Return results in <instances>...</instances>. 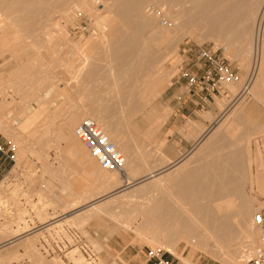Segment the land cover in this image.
<instances>
[{"label":"bare ground","instance_id":"1","mask_svg":"<svg viewBox=\"0 0 264 264\" xmlns=\"http://www.w3.org/2000/svg\"><path fill=\"white\" fill-rule=\"evenodd\" d=\"M98 1L101 2V0ZM106 1L107 4H104V7L102 5L103 10H97L95 7H91L94 0H86V2L84 0H0V20H8L14 26L23 25L30 29L44 26L48 28V31H44L45 33L52 31L51 28H60L59 31L64 36L66 35L64 24L61 27L59 21L64 20L71 23L73 19H71L72 16L70 18L63 12L67 9L85 10L99 27V30L97 29L101 31L98 33L99 37H106L111 41L103 47V52L108 56L106 58H109L106 62L108 67L106 76L109 85L119 89H116V98L121 101L131 98L134 91L142 86L143 89L138 95L140 103H144L140 104L141 107H147V105L156 102L162 89L170 83L173 71L166 70L163 67V62L167 60L171 52L173 47L171 45H174V42L177 44V41L180 42L181 37L186 35L187 31L184 32V29L200 31L207 38L214 39L215 42L225 43L228 47L227 56L241 57L245 63L249 58L251 59V56H256L259 41H264V0H159L161 2L159 5H162L165 14L173 24L171 26L159 25L158 28L154 27L157 17L148 10L150 7L147 6L148 0ZM146 1L148 2L146 3ZM60 14L65 16L64 19H59L63 17L59 16ZM67 18H69L68 21ZM118 28H122L123 31H116L119 30ZM11 41L13 44L19 43L16 33ZM12 43L8 44L12 45ZM260 66H263L259 68L264 73V61L260 62ZM174 70L176 71V69ZM150 72H153L154 75H148ZM87 73L90 78L98 74L97 70ZM146 73V79L139 81L140 75ZM38 74L39 72L36 73V75ZM261 80V77L258 78L256 83L254 82L256 84L254 87ZM251 82H249V88H244L241 96L237 95L238 99L233 100L236 102L231 104L228 110H225L221 118L217 119L213 114L208 116L212 125L204 135V131L202 132L198 125L192 124L191 130L194 135L201 131L199 136L195 137L194 150L187 153L184 159L173 167L169 166L157 174L149 168L144 173L139 172L134 165L133 155L127 152V148L118 138L120 129L113 126V121L109 120L114 111V104H102V101L98 105H95L94 102L73 105L65 115H62L64 121L57 126L56 140L65 143L66 153L81 166L83 177L87 176L93 179V188L95 190L103 189L102 193H105L107 189L122 184L127 186L141 178L131 191L124 190L119 193L117 200L107 203L104 201L106 205L102 203L101 206L99 203V206L96 205L97 203H93L86 207L88 209H81V214L84 215L80 220L83 222L95 214L108 212L106 210L116 201L121 205L137 202L133 206L136 210L140 207L139 216L144 218V221L140 227L136 226L132 229L143 240L157 245L158 250L176 255L175 244L184 239L188 244L203 251L206 250L205 252L211 243L214 244L217 254L222 251L226 264H244L246 260L249 261L255 257L260 247L261 232L253 222L256 199L248 195L247 188L249 194H252L253 185H256L259 194L264 197V127L256 124L253 126L252 123H249L245 128L247 134L238 136L239 126L237 123L240 124L241 120L247 118V115L244 114V107H241L242 109L240 108L241 110L239 109L237 113L234 110L239 107L240 100L245 99L247 91L251 90ZM27 84L29 90L26 97L34 109H31L29 113L25 107L20 109L24 122L14 124L11 122L13 118L0 116V132L17 141L21 145V151L24 152L29 150L27 142L30 136L28 133L32 128L40 127L38 121L42 118L51 119L49 123L57 121L54 120L55 112H51L48 108L49 104L53 103L54 95L51 96L50 102H46L41 98L43 86L38 83L34 86L35 82L31 78L28 79ZM53 86L54 83L51 81L47 84L46 91L52 92ZM127 88L133 89L128 92ZM231 89L233 93L236 92L234 87ZM258 91L259 87H255L250 92L254 97H257ZM126 100L125 108L132 107L133 110L138 108L137 104L128 103L130 100ZM231 110L235 112H230ZM125 112L126 109H124ZM164 113L162 123L170 115V112L165 111ZM125 114H123L124 118L127 117ZM83 117L95 120L116 149L128 157L127 160L123 155L126 160L123 172H109V175L99 173L95 163L91 160L92 158L88 157L83 144L74 136L75 126ZM43 127H45L44 133H47L48 125ZM32 132L35 133V131ZM30 135L32 134L30 133ZM32 137L34 136L32 135ZM258 139H261V150L258 148ZM161 144L158 147H162ZM253 144L256 146L255 154H253L255 157H253L251 149ZM135 149L140 151V146ZM254 166L256 173L253 170ZM40 197L44 198L43 195ZM107 200H110V196ZM72 203L74 204L70 205L69 210L83 207V205H78L79 202L73 201ZM47 204L51 203L47 202ZM135 209L132 212L136 213ZM130 216L132 217V215ZM71 218L67 217L65 222H69ZM94 221L96 220L94 219ZM98 221H100L99 218ZM135 221L137 220L131 221L132 224ZM131 222H126L125 227H131L129 225ZM53 224L55 225V222L49 225ZM60 224L59 222L57 225ZM54 225L49 228H53ZM27 232H16L13 237L6 239L0 244V251L23 238L22 235ZM36 235L34 234L30 238L33 239ZM236 239H243L242 245H239L237 250L235 249L230 255V247ZM149 243L146 245H150ZM209 252L215 256L212 250L208 249ZM13 253L14 249H6L1 256ZM77 253V250L74 249L69 251L67 256L72 254L70 257H74ZM184 262L191 264L187 260Z\"/></svg>","mask_w":264,"mask_h":264},{"label":"rangeland","instance_id":"2","mask_svg":"<svg viewBox=\"0 0 264 264\" xmlns=\"http://www.w3.org/2000/svg\"><path fill=\"white\" fill-rule=\"evenodd\" d=\"M105 1L101 0L100 2L94 0V3H91V7H95L97 10H103L104 4L108 3L107 1L105 3ZM148 1L149 4H146L147 6L161 7L159 9L163 10L161 11L163 13L162 16H165L164 20L167 21L168 26H171L173 23L165 14L162 5H159L161 2L159 0H153L154 2L152 0ZM69 10L67 9L63 13L65 15L67 14L68 17L70 16V18L72 16V22L59 21L61 27L64 24L65 28H63L66 34L64 36L59 31L60 28H51L52 31L45 33L46 30L48 31V28L44 26L30 29L23 25L14 26L8 20H0V42L2 41L0 43V116L9 119L13 118L11 122H14V124H22L24 122V117L20 109L25 107L28 113L31 109H34L33 106H30V101L26 97L29 90L27 84L28 79L31 78L35 82L33 84L34 86L38 83L44 87L43 91H41L42 100L50 102L51 96L54 95L53 103H50L48 108L51 112H55L56 117L54 120L58 121L49 123L51 119L46 118L38 121L40 127H35L30 130V133L34 137L28 133L30 137L27 142L29 147L27 152L21 151V145L17 141L10 139L3 132H0L3 141L7 145L12 144L18 149V161L15 166L12 162L0 158V244L6 239L13 237L16 232L28 231L22 235L23 238L0 251V264H89L78 251L74 257H70L72 254L67 256L69 251L76 248L63 251L60 255L54 254L50 256L48 253L44 254L41 251L44 242L50 247L54 246V243L59 240L58 234L60 232L62 233L66 228L79 230L81 235L87 241L91 242L93 247L95 246L98 253L97 264H116L121 261L118 254L109 251L103 256L102 252L107 248L102 249L95 244L89 233L83 229V226L75 225L72 221H67L64 223L61 222L62 224L56 225V227L53 224L54 227L51 228L52 230L49 228L53 226L49 225L53 219L57 218L59 221H62L61 217L64 218L73 213V211L68 212L70 205L74 204L72 203L73 201L79 202L78 205H83L82 203L85 201H89L92 198L95 199L104 192L103 189L95 190L93 185L91 187L83 186L85 183L81 181V167L78 166L76 169L71 170L67 168L66 160L71 157L65 151V143L56 140L57 126L64 121V116L62 115H65L73 105L91 104L92 102L98 105L102 101V104H114V111L109 120L113 121V126L120 129L118 138L127 148V152L133 155L135 159L134 165H142L144 169L152 168L148 164L151 162L154 163L157 160L155 154L172 153L176 156L183 149L187 153L193 151L196 144L195 137L199 136L201 131H199V134L194 135L191 130V125H198L202 129V132L204 131V135L212 125L208 116L213 114L215 118H221L225 110H228L230 105L236 102L233 100H237L241 96L244 88H249L250 81H252L250 89L253 91L255 87H259V91L257 97H254L253 93L250 92L251 90L247 91L244 96L245 99L243 101L240 100L241 103L239 102L241 106L239 105V107L234 109L237 113L241 107H244V114L247 115V118L241 120L240 124L237 123L239 126L237 135L243 136L247 134L245 128L248 127L249 123H252L253 126L260 125L264 127V73L259 68L263 67L260 66V62L262 63L264 61V41L257 42V50L259 52L257 51L256 56H251V59L249 58L245 63L241 57L231 58L227 56L226 51L228 47L225 43L215 42L214 39L207 38L200 31L184 29V32L187 31L186 35L181 37L180 42L178 40L177 44L174 42V45H171L173 46L171 52L167 60L163 62V67L166 70L173 71V77L170 83L162 89V93L156 102L147 105V107H141L140 104L143 105L144 103H140L138 95L141 89H143L142 86H139L134 91L133 97L125 98L121 101L116 98L117 90L119 89L109 85L106 76L108 70L106 62L109 58H106L108 56L104 54L103 47L111 42L110 39L99 37L98 33L101 32L98 31L99 27L92 20L91 15L89 13L87 14L85 10ZM62 16L59 19H64L65 16ZM159 25L162 26L160 19L157 18L154 27L158 28ZM118 29L116 31H123L122 28ZM14 33L19 37V43H12L11 40L14 37ZM8 43H12V45ZM200 46L203 48H212L213 50L220 49L226 60L238 73L240 81L237 84L227 85L224 93H221L222 96L214 97V101L211 102L214 108H207L204 111L197 109L196 116L189 117L186 111L183 112L180 107L176 106L171 94L172 91L178 88L176 82L182 74L181 70L189 69L190 52ZM92 70H97L98 74L90 78L87 76V72ZM37 72H39L38 75H36ZM146 75L147 73L141 74L139 81L145 80ZM148 75L152 76L154 73L150 72ZM259 76L262 80L254 87L256 85L254 82L256 83L258 78H260ZM51 81L54 83L53 91L48 92L45 88H47V84ZM231 87L236 89L235 93L231 91ZM130 89L133 88H127L126 91L129 92ZM126 99L130 100L128 103L132 104L134 102V105L137 104L138 108L135 110L132 107L125 108V104L127 103ZM76 100H78V103ZM124 109H126V114L124 113ZM234 110L230 112H235ZM165 111L170 112V115L162 123L161 120L163 119ZM123 114L127 117L124 118ZM85 118L87 117H83L79 121L75 129ZM44 125H48L49 127L47 133H44ZM32 131H35V133ZM39 138L40 140H38ZM49 139L51 140L49 141ZM257 141L258 148L261 150V139ZM160 143H162V147H158ZM137 146H140V151L135 149ZM251 149L252 155L255 154L256 146L254 144ZM86 153L90 158L87 151ZM123 155L126 157L125 153ZM158 159H161V157ZM91 160L95 163L99 173L109 175V172L103 171L95 160ZM253 168L254 173H256V167L254 166ZM62 173L63 176L61 177ZM67 179L71 183L68 188H64V180ZM255 186L253 185L252 194H249V189L247 188L248 195L256 199L253 215L256 214L264 200V197L259 194L258 187L256 186L255 188ZM134 187L132 186L127 191H131ZM96 194L100 195L94 196ZM40 195H43L44 198H41ZM115 200L117 198L112 199V201ZM47 202L51 204H47ZM135 204L137 202L130 204L124 203L123 205L117 203V201L116 203L113 202L111 208L114 210L112 212H102V217L108 219L109 222L116 220L123 221L124 223L121 221L118 222L121 229L131 230L133 227H140L144 218L139 216L140 207L136 210L133 206ZM134 209L137 211L136 213L132 212ZM129 215H132V217H129ZM114 217L116 220H114ZM122 217L126 218L123 219ZM134 219L137 221L132 224ZM125 222H131L129 224L131 227H125ZM131 231L133 234L131 245L133 247L139 244L145 246L143 256L148 261V264H154L156 262V259H148L150 251L154 253L161 251L159 254L162 255V259L169 261L171 264H188L184 262L185 260L191 264H226L222 251L218 255L217 248L212 243L210 244L211 246L207 247V252H205L206 250L203 251L196 246L190 245L184 239L179 240L175 244L174 250L176 255H171L163 250H158L159 247L157 245H152L148 241L143 240L142 237H139L140 235L138 236L136 234L137 232L134 233L135 230L132 229ZM34 234L37 235L33 239L30 238ZM176 238L178 239V237ZM235 241L230 247L229 254L233 253L235 249L237 250L239 245H242L243 239H236ZM148 243L152 246L146 245ZM6 249H14V253L2 257L1 254ZM208 249L210 251L212 250L215 256H212L211 252L208 253Z\"/></svg>","mask_w":264,"mask_h":264},{"label":"built area","instance_id":"3","mask_svg":"<svg viewBox=\"0 0 264 264\" xmlns=\"http://www.w3.org/2000/svg\"><path fill=\"white\" fill-rule=\"evenodd\" d=\"M150 13L161 21L162 26H167V21L162 16L159 8L150 6ZM189 69L181 70L176 85L182 88V93L177 97L179 102H184L190 97L197 109L204 111L214 101L215 96H222L227 85L237 84L240 77L236 70L226 60L220 49L198 47L190 52ZM75 137L83 144L90 157L97 162L99 167L106 172H123L126 164L124 156L116 149L109 140L105 131L99 124L86 118L75 129ZM0 158L17 164L18 149L16 146L7 145L0 135ZM254 225L261 232L260 247L255 257L246 264H264V200L259 211L254 216ZM59 240L50 247L45 242L41 251L48 255H60L63 251L76 248L89 264H97L98 253L80 233L72 228H66L59 233ZM161 251L156 253L150 251L148 259H156L154 264H171L162 259Z\"/></svg>","mask_w":264,"mask_h":264},{"label":"crops","instance_id":"4","mask_svg":"<svg viewBox=\"0 0 264 264\" xmlns=\"http://www.w3.org/2000/svg\"><path fill=\"white\" fill-rule=\"evenodd\" d=\"M182 91H183L182 88H179V87L176 88L174 91H172L171 97L173 98V101L176 103L177 107H180L183 110V112L186 111V113L188 114L189 117H195L198 110L195 106V102L190 97H187V99H185L184 102H179L177 100V97L182 93ZM207 108L211 109L214 107L210 103ZM186 154H187V152H185L184 149L181 150L179 152V154H177L176 156H174V154H172V153H170V154L165 153V154H161V155L155 154V157L157 156V160H155L154 163L153 162L149 163L148 165L152 167L151 168L152 172H154L156 174L161 173V172H163V170L165 168H167L169 166L173 167L174 165H176L177 163L182 161L184 159V156H186ZM159 157H161V159H158ZM66 162H67L66 163L67 168H69L70 170L76 169L79 166L77 164V162L72 158L67 159ZM79 167H81V166H79ZM136 168L139 170V172L146 171V169H144L142 167V165H137ZM62 171L66 172L65 170H62ZM80 171H81V175H80L81 181H83L85 183V185H83V186L84 187H91L93 184V179L91 177H87V176H85L83 178L82 169ZM62 176H63V173L61 174V177ZM139 179L141 180V178H139ZM139 179H137L136 181H133L130 185H127V186L122 184V185H119L117 187L111 188L109 190L107 189V192L103 193L104 195L102 194L99 197H96L95 199L92 198L89 201L82 203L83 204V207L81 206L82 208L79 207V208H76L74 210H68V212L73 211L72 215L67 216V217H72L70 221H72L73 223L76 222V223H74L75 225L83 226V229L89 233V235L93 239L94 243L97 244L100 248H102V249H104L105 247L107 248V249L103 250V252H102L103 256H105V254H107L108 251L111 253L119 255V257L121 258V261L117 262L116 264H148V261L143 256L145 246L143 244H139L136 247H133L131 245V242L133 240V236H132L133 234L130 232L132 229L131 230L130 229L129 230L128 229L127 230L121 229V226L119 225V223L116 219H114L116 221L109 222L108 219H106L105 217H102L103 216L102 212L99 214H95V215L91 216L90 219H92V220L89 219V220H85L82 222L80 219L83 217L84 214H81L82 213L81 209L86 208L90 204H93V203H97L96 205H98V206L100 204V206H101L102 203H104V201L107 203L108 201H111L113 198H117L120 195L119 193H121L122 191H124V190L127 191L132 186H136L138 184V182L140 181ZM70 183H71V181H68V179L64 180L63 187L68 188L70 186ZM109 196H110V200H107V199H109ZM106 203H104V205H106ZM86 209H88V208H86ZM113 210L114 209L110 207L106 211L112 212ZM77 211H80V212H77ZM67 217H64V218L61 217L62 221H59L57 218H55L50 223L55 222V225H57L59 222L64 223L65 219H67ZM98 218L100 219V221H98ZM59 219H60V217H59ZM94 219L96 221H94ZM45 223H48V222H45ZM40 226H42V225H40ZM72 229H75V228H72ZM75 230H77V229H75ZM77 231L79 232V230H77ZM80 235H81V233H80ZM83 238L85 239V237H83ZM87 242L91 246H93L91 244V242H89V241H87ZM94 248H95V246H94ZM95 250H96V248H95Z\"/></svg>","mask_w":264,"mask_h":264}]
</instances>
